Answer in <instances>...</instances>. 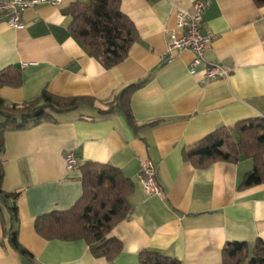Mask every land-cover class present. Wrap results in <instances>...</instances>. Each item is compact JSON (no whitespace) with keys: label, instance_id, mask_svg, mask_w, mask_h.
<instances>
[{"label":"crops","instance_id":"1","mask_svg":"<svg viewBox=\"0 0 264 264\" xmlns=\"http://www.w3.org/2000/svg\"><path fill=\"white\" fill-rule=\"evenodd\" d=\"M87 1L28 9L22 28L0 17V71L11 66L22 72V84L0 86V96L22 103L46 88L62 97L94 98L105 109L125 87L147 79L130 99L139 127L120 108L100 115L82 106L54 114V121L9 128L1 155L3 189L20 193L16 226L31 256L9 242L10 202L0 198V264H140L143 250L181 264H224L223 248L234 241L247 242L249 260L257 239L264 240V183L239 187L253 160L243 156L237 163L196 168L183 150L218 128L235 134L237 122L264 118V5L208 0L204 22L214 38L191 74L194 53L169 51V41L178 10H192L196 0H122L139 38L128 57L109 69L69 33L71 17L64 10ZM208 63L221 64L228 77L204 81ZM70 152L79 165L68 170ZM146 159L157 165L162 196L146 193L139 180ZM87 161L120 168L135 184L131 213L110 234L123 245L111 261L94 256L85 240L47 239L36 229L39 216L68 210L82 196L80 166Z\"/></svg>","mask_w":264,"mask_h":264},{"label":"trees","instance_id":"2","mask_svg":"<svg viewBox=\"0 0 264 264\" xmlns=\"http://www.w3.org/2000/svg\"><path fill=\"white\" fill-rule=\"evenodd\" d=\"M255 2L258 6L264 5V0ZM121 5L122 0H89L75 2L64 10L71 17L69 33L107 69L124 61L139 38L134 22ZM146 81L125 87L113 101L106 104L105 109L97 108L94 98L62 97L46 88L36 98L22 103L9 102L0 96V198L10 202L11 224L6 235L19 253L31 256L21 245L16 226L20 222L16 204L20 193L3 189L5 173L1 155L5 150V132L9 128L24 129L29 124L54 121V114L68 113L82 106L93 107L100 115H109L120 108L129 124L136 129L139 126L132 114L130 99L134 91ZM21 84L22 72L19 68L10 66L0 71V86L18 87ZM234 132L227 127L216 129L186 147L183 150L184 159L196 168H205L217 161L237 163L245 156L253 160V167L244 175L239 187L264 183V118L241 120L234 126ZM80 170L82 196L68 210H56L39 216L36 229L47 239L85 240L94 256L111 261L122 251L123 245L110 234L131 213L129 198L135 190V184L120 168L109 164L87 161L80 166ZM247 249V242H227L223 248L224 264H264L263 239H257L249 260ZM139 259L140 264H181L177 258L155 250L141 251Z\"/></svg>","mask_w":264,"mask_h":264},{"label":"built area","instance_id":"3","mask_svg":"<svg viewBox=\"0 0 264 264\" xmlns=\"http://www.w3.org/2000/svg\"><path fill=\"white\" fill-rule=\"evenodd\" d=\"M62 0H0V17L5 18L9 25L22 28V16L25 11L43 4L59 6ZM208 0H196L192 10L180 8L176 18V29L170 34L169 51L186 49L194 53L190 73L195 74L196 68L205 61V52L211 46L214 34L206 27L204 14L208 10ZM228 77V70L219 63H208L204 72V81L214 78ZM75 152L66 157L68 170L78 167ZM139 180L148 194L162 196L164 190L157 178V165L146 159L141 163Z\"/></svg>","mask_w":264,"mask_h":264}]
</instances>
